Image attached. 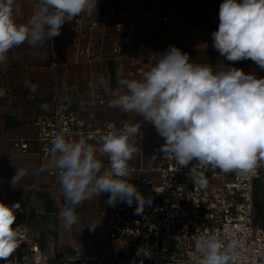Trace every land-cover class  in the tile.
<instances>
[{"label": "clouds", "instance_id": "9594fccd", "mask_svg": "<svg viewBox=\"0 0 264 264\" xmlns=\"http://www.w3.org/2000/svg\"><path fill=\"white\" fill-rule=\"evenodd\" d=\"M14 3L0 0V64L25 42L43 47L60 35L66 22L97 12L98 0H38L26 23L16 22ZM212 39L215 50L228 61L250 59L264 69V0H223ZM25 87L34 93L38 85L26 81ZM111 95V107L142 120L75 140L57 132L44 148L48 163L35 170L39 174L55 169L65 201L60 215L66 228L77 223L85 201L104 193L109 206L135 203L136 215L152 205V198L130 182L128 163L141 153L135 137L144 122L164 139L159 151L165 158L173 157L182 167L196 161L199 169L191 167L188 173L194 186H208L207 171L248 173L264 163V78L253 73L231 66L214 71L209 65L191 63L187 53L169 46L140 79L120 81ZM27 175L26 168H17L12 187ZM20 208L19 202L11 206L0 202V260L7 261L20 246L19 227H12ZM194 248L193 264H236L242 257L235 234L199 235Z\"/></svg>", "mask_w": 264, "mask_h": 264}, {"label": "crops", "instance_id": "0c3cea01", "mask_svg": "<svg viewBox=\"0 0 264 264\" xmlns=\"http://www.w3.org/2000/svg\"><path fill=\"white\" fill-rule=\"evenodd\" d=\"M131 4L136 9L132 18V14L127 18H111L122 22L125 32L103 31L109 35L104 44L105 51L111 54L120 37L134 28L126 57L78 64L77 46L70 39L71 22H66L53 45L50 40L43 47H31L25 42L12 49L7 54L6 62L0 64V202L9 206L19 202L21 208L16 211L14 224L26 228L44 245L48 240H54L58 254L71 255L84 251L86 247L103 246L106 257L98 258L97 254L88 251L90 256L119 263L124 253L122 246L111 242L108 237L107 193L85 201L79 210L77 223L69 229L60 215L65 201L57 177L51 178L48 171L34 174L35 170L45 165L41 160L39 145L34 140V122L37 117L51 113L54 98L69 104L75 114L90 124V133L99 135L102 133L98 131L104 130L108 123H115L120 129L125 122L135 123L142 117L135 113H124L118 108L100 106L94 100V95L99 93L103 100L109 102L113 98L111 91L119 87V82L132 79L128 72L135 67L136 61H141L144 68L149 70L169 46L187 53L191 63L209 65L214 71L231 66L242 69L246 74L253 73L257 78H264V69L252 60L228 61L215 50L212 33L218 30L219 13L211 20L216 30L204 25H192L171 5L160 0H98L97 12L92 14L100 18L105 7L126 9ZM37 7L38 0H15L13 9L16 22L26 23ZM163 17H167L168 21L159 19ZM55 61L57 67L53 68L51 64ZM26 81L37 84V91L30 92L25 87ZM29 94L35 95L37 100L27 99ZM85 102L87 104L83 105ZM41 105L48 107L44 109ZM140 132L145 145L141 153L135 154L128 162L129 166L148 165L164 142L150 122H144ZM19 140L28 141L26 152L14 146ZM20 167L26 168L28 175L16 187H12V177ZM108 255H112L113 259L109 260Z\"/></svg>", "mask_w": 264, "mask_h": 264}, {"label": "built area", "instance_id": "2783aa9c", "mask_svg": "<svg viewBox=\"0 0 264 264\" xmlns=\"http://www.w3.org/2000/svg\"><path fill=\"white\" fill-rule=\"evenodd\" d=\"M135 13L131 4L126 9L105 7L100 18L93 17V14L74 18L69 32L71 41L77 46L78 64L128 56L134 28L120 37L111 54L106 53L104 44L109 39L107 32H125L124 24L111 18H127L129 14L132 18ZM159 19L168 21L167 17ZM55 38H52V45ZM51 66L56 68V61ZM145 71L143 63L136 61L128 76L140 79ZM94 100L100 106L111 107L99 93L94 95ZM37 118L34 140L45 165L49 155L44 148L53 134L63 131L68 138L75 140L90 133V124L57 97L52 101L51 113ZM114 130H119L116 124L108 123L98 133ZM135 140L142 149L145 140L141 132ZM14 146L23 152L29 148L26 140H19ZM195 163L182 167L173 157L165 158L158 150L148 165L130 166V182L145 197L152 198V205L146 206L140 215L134 214L135 203L131 207L124 203H117L114 207L108 205V237L111 242L120 244L124 253L119 263L105 262L85 252L58 254L54 240H48L44 245L26 228L14 224L12 227H19L21 232L20 246L7 261L0 260V264H193L197 255L195 238L211 232L221 236L235 234L242 254L236 264H264V163L248 173L207 171L208 186L205 188L194 186L188 177L191 167L199 169ZM48 174L51 178L57 177L55 169L48 170Z\"/></svg>", "mask_w": 264, "mask_h": 264}, {"label": "rangeland", "instance_id": "374dc122", "mask_svg": "<svg viewBox=\"0 0 264 264\" xmlns=\"http://www.w3.org/2000/svg\"><path fill=\"white\" fill-rule=\"evenodd\" d=\"M161 2L167 3L171 5L175 11H181L182 16H184L192 25H204L211 30H216V26H213L211 23L212 18L219 13V6L221 3H223V0H205L202 4H193L190 5L187 0H160ZM177 5V8L175 9V5ZM94 248V247H93ZM91 247L84 248L82 252H85L89 256L91 253L88 251H91L93 254H97L96 256L98 258H104L106 257V254L104 253L103 246H98L95 249ZM96 252V253H95ZM71 253V251L69 252ZM74 254V253H73ZM71 254V255H73ZM109 256V255H108ZM109 260H112V255L109 256Z\"/></svg>", "mask_w": 264, "mask_h": 264}, {"label": "trees", "instance_id": "16d2710c", "mask_svg": "<svg viewBox=\"0 0 264 264\" xmlns=\"http://www.w3.org/2000/svg\"><path fill=\"white\" fill-rule=\"evenodd\" d=\"M187 2L190 4V5H192V3L193 4H202V3H204L205 2V0H187ZM175 5V4H174ZM175 7V9L177 8V5H175L174 6ZM177 12V11H176ZM178 13L180 14V15H182L181 14V11H178ZM190 22V21H189ZM50 43H51V45H52V39H50ZM31 96H33L34 97V99H30V97ZM27 99H29V100H31V101H36L37 100V97L35 96V95H31V94H29L28 96H27ZM38 119V118H37Z\"/></svg>", "mask_w": 264, "mask_h": 264}]
</instances>
